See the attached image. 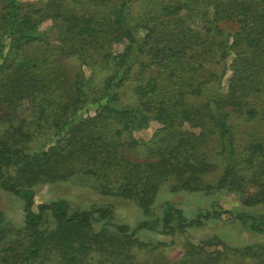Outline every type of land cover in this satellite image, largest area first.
I'll use <instances>...</instances> for the list:
<instances>
[{"label": "trees", "instance_id": "obj_1", "mask_svg": "<svg viewBox=\"0 0 264 264\" xmlns=\"http://www.w3.org/2000/svg\"><path fill=\"white\" fill-rule=\"evenodd\" d=\"M82 177L144 217L37 202ZM164 189L206 204L154 212ZM0 190V264H264V0H0ZM223 219L258 239L193 235Z\"/></svg>", "mask_w": 264, "mask_h": 264}, {"label": "rangeland", "instance_id": "obj_2", "mask_svg": "<svg viewBox=\"0 0 264 264\" xmlns=\"http://www.w3.org/2000/svg\"><path fill=\"white\" fill-rule=\"evenodd\" d=\"M24 2H37V0H24ZM49 21L45 22L42 26L49 25ZM124 48V45H117L116 50L120 51ZM19 113L27 118L30 115L29 105L23 103L20 107ZM159 126L158 123L152 122L150 126L144 130L135 131L134 135L139 139H149L153 131ZM247 170H240L241 179H248ZM87 180L82 178H76L75 180L68 182L58 183H44L37 186V202L49 201L53 198H66L73 205H81L84 207H91L93 205H112L116 211L117 218L119 220L128 222L130 224H136L138 220L144 217L142 211H140L135 205L117 197H104L100 196L97 192L92 190L87 185ZM159 198L156 201L154 212L160 211V205L166 201L174 202L178 206L185 210L186 216L192 218L195 217L198 212L199 206H205L207 197L202 196L200 193H187L178 192L171 193L167 189L159 192ZM221 205L225 209H231L239 204L238 197L234 194H225L220 198ZM0 209L3 210L7 218L20 224L23 220V203L18 197L13 196L8 192L0 190ZM218 234L225 240L234 245H243L245 243L253 242L257 240V236L251 234L248 231L240 229V227L232 223L229 219H223L219 222L210 224L205 230L196 231L193 233L195 238L204 237L212 234Z\"/></svg>", "mask_w": 264, "mask_h": 264}]
</instances>
